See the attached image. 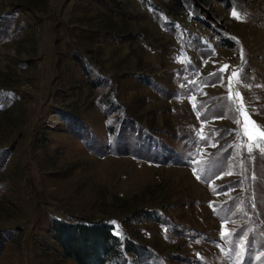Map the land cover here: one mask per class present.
<instances>
[{
    "label": "rangeland",
    "instance_id": "1",
    "mask_svg": "<svg viewBox=\"0 0 264 264\" xmlns=\"http://www.w3.org/2000/svg\"><path fill=\"white\" fill-rule=\"evenodd\" d=\"M262 149L264 0H0V264H264Z\"/></svg>",
    "mask_w": 264,
    "mask_h": 264
},
{
    "label": "trees",
    "instance_id": "2",
    "mask_svg": "<svg viewBox=\"0 0 264 264\" xmlns=\"http://www.w3.org/2000/svg\"><path fill=\"white\" fill-rule=\"evenodd\" d=\"M66 231L57 233V240L67 258H72L79 263L100 262L105 264L120 254L119 241L111 234L108 225L88 227L75 225L65 227ZM126 248V247H125ZM131 248L127 247L130 252ZM103 256L99 258V253Z\"/></svg>",
    "mask_w": 264,
    "mask_h": 264
},
{
    "label": "snow or ice",
    "instance_id": "3",
    "mask_svg": "<svg viewBox=\"0 0 264 264\" xmlns=\"http://www.w3.org/2000/svg\"><path fill=\"white\" fill-rule=\"evenodd\" d=\"M232 16H233L234 18H236V19H241V18H242V17L239 15V13H238L235 9H234L233 12H232ZM233 75L235 76V75H237V73H233ZM249 151L251 152L252 149L249 148ZM262 151H264V149H262ZM113 223H115V222H113Z\"/></svg>",
    "mask_w": 264,
    "mask_h": 264
}]
</instances>
